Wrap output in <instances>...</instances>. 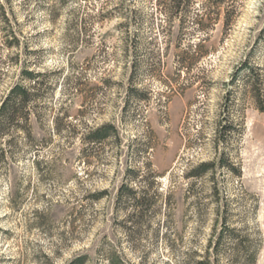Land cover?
Instances as JSON below:
<instances>
[{"label": "rangeland", "instance_id": "374dc122", "mask_svg": "<svg viewBox=\"0 0 264 264\" xmlns=\"http://www.w3.org/2000/svg\"><path fill=\"white\" fill-rule=\"evenodd\" d=\"M211 1L193 2L182 25L158 0H0L10 17L0 22V96L17 78L12 56L23 62L25 42L55 82L35 129L40 168L28 151L0 169V264H65L77 253L109 264L114 250L128 264H193L223 206L230 226L259 240L255 264H264V0H213L203 32L196 15ZM9 26L20 48L5 44ZM135 56L133 84L144 98L125 114ZM64 113L57 134L54 117ZM103 122L120 141L94 145L85 159L78 134ZM219 158L225 164L212 175L187 176ZM129 165L138 179L125 177ZM122 183L153 195L140 223L127 219L131 208H115ZM242 256L218 264H243Z\"/></svg>", "mask_w": 264, "mask_h": 264}, {"label": "trees", "instance_id": "16d2710c", "mask_svg": "<svg viewBox=\"0 0 264 264\" xmlns=\"http://www.w3.org/2000/svg\"><path fill=\"white\" fill-rule=\"evenodd\" d=\"M214 1L219 4L222 0ZM158 2L166 6L169 14L178 15L182 24L184 22V12L193 2H196V0H158ZM203 6L205 9L204 14L201 17H197L198 15H196L195 21L198 29L206 32L207 23H203V16L207 17L209 15V10L213 6V0ZM0 22L4 24V26L10 23V17L3 3H0ZM6 35L5 44L7 47L15 49L20 48V37L12 26L6 27ZM196 47L198 51L200 45L198 44ZM23 51L25 56L22 63L17 59V53H15L14 57L12 56V61L15 65L19 62V72L16 80L10 83L0 96V169L4 165L16 162L17 159L21 158L22 155L28 151H32L31 154L34 158L33 162L37 169L40 168L42 163L38 151L42 137L36 135L35 129H40L41 122L45 119L44 113H42V101L46 92L54 89L55 82H50L48 73L36 68V62L30 59L31 57L29 55L34 51L28 49L27 42L23 43ZM183 60L181 61L182 63L184 62ZM131 64L126 92V103L122 107L123 113L125 114L128 109H133V106L132 108L130 106V100L136 101L144 98V95L141 93L142 91L133 84L134 74L138 66L136 56L133 57ZM185 68L187 67L185 66ZM243 70H247L248 79L253 87V96L258 99L259 90L256 85L258 80L257 74L249 65H246ZM65 118V113L62 114L61 117H54L55 122H57L55 130L57 134L63 130L62 125L58 126V124H62ZM227 131H229L228 126L220 130L218 141L226 142L225 137L221 134ZM109 139H114L117 142L120 141L118 129L112 122H103L93 127H86L78 134V140L83 146L82 150L85 159L90 155V150L94 145L102 144ZM224 164L225 162L222 158H219L217 163L214 161H202L193 166L189 170L187 176L198 179L206 173L212 175L215 165L222 167ZM138 176L139 173L134 167L129 165L126 168V178L134 180L138 179ZM141 178L143 179V177ZM211 187L215 193L216 185L214 179H211ZM103 194V191L94 194V199L97 200L101 198ZM214 200L216 207H219V200L216 198ZM121 204H124L123 206L125 208L129 207L133 210V212L128 215L127 219L137 224L141 222L140 219H142L146 212L152 208L153 195H149V191L146 188L138 191L134 187L122 183L118 187L115 196V208L117 209ZM225 213L226 207L223 206L219 216L220 228L218 232L209 239L205 254L198 260L193 261V264H218V258L220 256L230 254L235 260H241L239 254H242L243 264H255L257 252L260 247L259 240L254 236L241 235L239 229L229 225ZM106 259L109 264H128L116 250L110 251L109 254L106 255ZM89 261L90 255L88 253H77L65 264H88Z\"/></svg>", "mask_w": 264, "mask_h": 264}]
</instances>
